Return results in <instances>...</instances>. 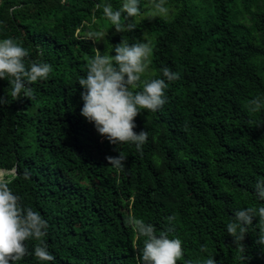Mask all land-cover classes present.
<instances>
[{
	"label": "trees",
	"instance_id": "trees-1",
	"mask_svg": "<svg viewBox=\"0 0 264 264\" xmlns=\"http://www.w3.org/2000/svg\"><path fill=\"white\" fill-rule=\"evenodd\" d=\"M105 3L118 9L122 0H0V40L16 39L53 68L29 85L32 98L8 95L0 106V170L17 172L9 187L48 222L44 240L55 256L18 264H140L133 245L144 238L125 224L130 214L157 232L175 214L170 238L182 240L183 260L264 264L258 217L244 252L226 229L235 209L264 206L254 189L264 178V109L250 116L244 108L264 96V0H167L170 19L149 18V0H140V15L125 21L135 30L123 33L97 8ZM102 30L104 39L90 35ZM142 34L153 48L142 78H163L164 67L179 74L166 80L163 107L135 118L134 131L148 133L143 156L130 142L110 144L80 114L78 84L96 48L115 55L121 39ZM10 91L0 80V96ZM119 152L122 171L106 160ZM25 243L32 252L38 241Z\"/></svg>",
	"mask_w": 264,
	"mask_h": 264
},
{
	"label": "clouds",
	"instance_id": "clouds-1",
	"mask_svg": "<svg viewBox=\"0 0 264 264\" xmlns=\"http://www.w3.org/2000/svg\"><path fill=\"white\" fill-rule=\"evenodd\" d=\"M149 4V18H164L169 14L167 0H149ZM101 7L103 15L117 33L135 30L134 23L125 21L140 15V0H122L118 9H114L110 3L97 5V8ZM90 35L103 38L106 34ZM113 48L115 55L102 54L96 48L94 56L88 60L86 76L78 80L79 86L84 89L81 93L83 107L80 114L93 123L99 135L110 144L130 142L143 156V145L148 140V133L144 130L139 133L134 131L137 127L135 118L142 110L155 112L162 108L166 103V80H178L179 74L164 67L163 78H142L150 66L153 53L147 34H142V38L132 44L121 39ZM52 71L49 63L31 59L29 51L16 39L9 37L0 40V80H7L11 89L6 96H0V106L8 103V95L16 101L32 98L33 90L29 85L38 80H46ZM244 108L250 116L259 113L264 109V96L248 99ZM106 160L114 169L122 171L127 157L119 152L118 156H107ZM16 175L15 170L10 173L0 172V264H18L33 254L41 262L55 261V256L49 252L44 240L48 234V222L39 212L22 206L20 196L15 195L9 187ZM29 176L30 173L25 170L24 179ZM254 189L257 197L264 201V178L257 180ZM256 217L259 220L254 226L258 229L255 243L264 248V206L253 205L233 211L226 229L238 252L245 251L243 241ZM166 221L164 228L157 232L154 225L134 214L125 218V224L134 231L137 239L144 238L142 247L137 248L135 243L133 245L140 264H177L183 260L182 240L175 236L170 238L176 230L177 217L175 214L169 215ZM29 239L38 241L32 252L25 243ZM201 251L207 252V246L202 245ZM183 264H217V261L209 255L195 260H183Z\"/></svg>",
	"mask_w": 264,
	"mask_h": 264
},
{
	"label": "rangeland",
	"instance_id": "rangeland-1",
	"mask_svg": "<svg viewBox=\"0 0 264 264\" xmlns=\"http://www.w3.org/2000/svg\"><path fill=\"white\" fill-rule=\"evenodd\" d=\"M195 2L198 3V2H200V0H195ZM147 7L149 8V12H150V11H151V8H150V4H149V3L147 4ZM144 16H146V14H142V15H141V17H144ZM166 18H167V19H170L171 16L168 14V15L166 16ZM100 33H104V34H105V31L102 30V31H100ZM102 39H104V38H102ZM99 44H100V43H99ZM2 172H4V173H9V172H7L6 170H4V171H2Z\"/></svg>",
	"mask_w": 264,
	"mask_h": 264
},
{
	"label": "water",
	"instance_id": "water-1",
	"mask_svg": "<svg viewBox=\"0 0 264 264\" xmlns=\"http://www.w3.org/2000/svg\"><path fill=\"white\" fill-rule=\"evenodd\" d=\"M3 170H0V172H2Z\"/></svg>",
	"mask_w": 264,
	"mask_h": 264
}]
</instances>
